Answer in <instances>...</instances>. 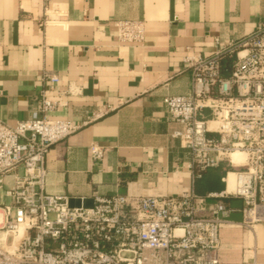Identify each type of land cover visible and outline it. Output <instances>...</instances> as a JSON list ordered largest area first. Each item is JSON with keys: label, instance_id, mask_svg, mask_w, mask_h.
I'll return each mask as SVG.
<instances>
[{"label": "crops", "instance_id": "obj_1", "mask_svg": "<svg viewBox=\"0 0 264 264\" xmlns=\"http://www.w3.org/2000/svg\"><path fill=\"white\" fill-rule=\"evenodd\" d=\"M124 19L143 21L141 43L117 40L115 21ZM263 20L264 0H0V121L29 119L45 92L59 102L50 117L80 125L46 153L47 194L225 191L223 165L191 181L190 153L173 136L182 124L163 98L190 91L184 55H209L214 37L242 38ZM46 74L59 78L54 91H45ZM93 144L102 147L101 159L91 156ZM13 181L6 175L0 186V223ZM223 202L218 258L264 264V219L245 223L240 199ZM10 240L5 236L1 245Z\"/></svg>", "mask_w": 264, "mask_h": 264}, {"label": "built area", "instance_id": "obj_2", "mask_svg": "<svg viewBox=\"0 0 264 264\" xmlns=\"http://www.w3.org/2000/svg\"><path fill=\"white\" fill-rule=\"evenodd\" d=\"M115 27L122 43L144 40L141 20H118ZM213 47L209 55H184L190 91L166 95L163 103L182 124L173 136L190 153L191 181L223 165L225 191L94 196L90 208L69 207L67 196L44 192V160L51 145L80 125L50 117L59 102L43 92L29 119L0 121V186L14 176L6 191L10 202L2 207L0 264H256L222 261L218 250L228 211L224 197L242 201L245 223L264 219V20L242 38L214 37ZM45 78V91H54L58 76ZM90 153L103 157L98 145ZM232 153L243 160L235 163ZM8 235V247L1 245Z\"/></svg>", "mask_w": 264, "mask_h": 264}, {"label": "water", "instance_id": "obj_3", "mask_svg": "<svg viewBox=\"0 0 264 264\" xmlns=\"http://www.w3.org/2000/svg\"><path fill=\"white\" fill-rule=\"evenodd\" d=\"M69 207H84V208H90L93 205V198L91 197H68L67 200Z\"/></svg>", "mask_w": 264, "mask_h": 264}, {"label": "bare ground", "instance_id": "obj_4", "mask_svg": "<svg viewBox=\"0 0 264 264\" xmlns=\"http://www.w3.org/2000/svg\"><path fill=\"white\" fill-rule=\"evenodd\" d=\"M231 158L235 163H236V161H242L243 160L242 156L238 153H232ZM228 182H229V187L231 189L233 187V184H234V175L232 173L229 174Z\"/></svg>", "mask_w": 264, "mask_h": 264}, {"label": "rangeland", "instance_id": "obj_5", "mask_svg": "<svg viewBox=\"0 0 264 264\" xmlns=\"http://www.w3.org/2000/svg\"><path fill=\"white\" fill-rule=\"evenodd\" d=\"M242 156V158H244V155L240 154Z\"/></svg>", "mask_w": 264, "mask_h": 264}]
</instances>
